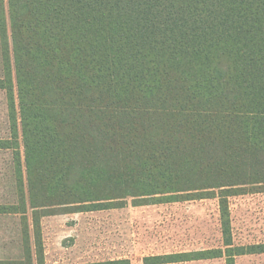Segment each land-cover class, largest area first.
Masks as SVG:
<instances>
[{
	"label": "trees",
	"instance_id": "16d2710c",
	"mask_svg": "<svg viewBox=\"0 0 264 264\" xmlns=\"http://www.w3.org/2000/svg\"><path fill=\"white\" fill-rule=\"evenodd\" d=\"M0 92L29 264L42 217L129 199H218L222 247L145 264L264 254L230 210L264 191V0H0Z\"/></svg>",
	"mask_w": 264,
	"mask_h": 264
},
{
	"label": "rangeland",
	"instance_id": "374dc122",
	"mask_svg": "<svg viewBox=\"0 0 264 264\" xmlns=\"http://www.w3.org/2000/svg\"><path fill=\"white\" fill-rule=\"evenodd\" d=\"M7 128L4 93L0 92V136L8 133ZM11 201L17 202V189L10 154L0 152V203ZM136 204L129 199L120 208L42 217V259L36 255L31 231L32 263L84 264L129 259L130 264H145L144 258L148 256L223 245L217 198ZM230 210L236 244L264 242V191L231 197ZM23 227L20 215H0L3 264H29ZM169 264H225V261L217 258ZM237 264H264V254L238 257Z\"/></svg>",
	"mask_w": 264,
	"mask_h": 264
},
{
	"label": "crops",
	"instance_id": "0c3cea01",
	"mask_svg": "<svg viewBox=\"0 0 264 264\" xmlns=\"http://www.w3.org/2000/svg\"><path fill=\"white\" fill-rule=\"evenodd\" d=\"M3 261H4L3 259H0V264H3L4 263ZM9 264H13V263H9Z\"/></svg>",
	"mask_w": 264,
	"mask_h": 264
}]
</instances>
